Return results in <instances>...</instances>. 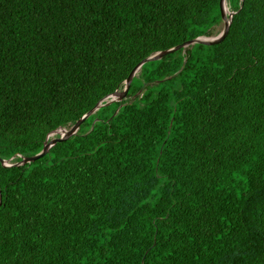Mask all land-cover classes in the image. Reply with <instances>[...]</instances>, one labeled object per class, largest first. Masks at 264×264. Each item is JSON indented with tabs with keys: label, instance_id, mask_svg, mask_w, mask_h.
<instances>
[{
	"label": "trees",
	"instance_id": "1",
	"mask_svg": "<svg viewBox=\"0 0 264 264\" xmlns=\"http://www.w3.org/2000/svg\"><path fill=\"white\" fill-rule=\"evenodd\" d=\"M219 1L0 0V159L210 36ZM226 4L221 42L0 164V264H264V0Z\"/></svg>",
	"mask_w": 264,
	"mask_h": 264
},
{
	"label": "water",
	"instance_id": "2",
	"mask_svg": "<svg viewBox=\"0 0 264 264\" xmlns=\"http://www.w3.org/2000/svg\"><path fill=\"white\" fill-rule=\"evenodd\" d=\"M219 7H220L221 20L223 22V29L217 36H214V37L200 36V37L194 38L192 40L186 41V42H184V43H182V44H180V45H178L176 47H173L171 49H168V50H165V51H161V52H157V53L151 55L150 57L142 60L130 72V74L128 75V78L124 82V87H123V89L121 91L116 90L112 94L108 95L107 97H105L104 99L99 101L92 110H90L84 116H82L70 128L60 127L58 129L52 131L51 133H49L46 136V138H45L42 150L38 154H36L34 156H30V157H23V158H21L20 162H16V163H10L11 160L15 159L16 156L12 157L10 160L0 159V164L2 166H4V167L21 166V165H25L27 163L33 162V161L43 157L45 154L48 153L49 149L52 146H54L57 142L64 141V140L68 139L70 136L74 135L78 131L81 123L85 119H87L90 115L94 114L100 107L106 106V105H108L110 103H113V102H120L123 99H125L133 77L135 76V74L137 72H139L141 67L146 62L159 60V59H161L162 57H164L165 55H167L169 53L178 51L180 49L187 48V47L192 46L194 44H203V45H208L209 46V45H214V44H217V43L221 42L224 39V37L226 36L227 32H228L233 12H228L226 0H220L219 1ZM61 130H63L62 133L60 132ZM53 135H54V137L49 139L50 136H53ZM0 204H1V193H0Z\"/></svg>",
	"mask_w": 264,
	"mask_h": 264
},
{
	"label": "rangeland",
	"instance_id": "3",
	"mask_svg": "<svg viewBox=\"0 0 264 264\" xmlns=\"http://www.w3.org/2000/svg\"><path fill=\"white\" fill-rule=\"evenodd\" d=\"M228 12H231L230 10H229V8H228ZM222 29H223V22H221L219 25H217L216 27H215V31L209 36V37H214V36H217L221 31H222ZM138 73V72H137ZM137 73L135 74V75H137ZM141 88H140V90L141 89H143V86H140ZM123 89V87L122 88H120L119 89V91H121ZM141 94V93H140ZM127 99V98H126ZM131 100L133 99V98H130ZM54 137V135L53 136H50V138L49 139H51V138H53Z\"/></svg>",
	"mask_w": 264,
	"mask_h": 264
},
{
	"label": "bare ground",
	"instance_id": "4",
	"mask_svg": "<svg viewBox=\"0 0 264 264\" xmlns=\"http://www.w3.org/2000/svg\"><path fill=\"white\" fill-rule=\"evenodd\" d=\"M228 8V7H227ZM61 133L63 132V130L60 131Z\"/></svg>",
	"mask_w": 264,
	"mask_h": 264
},
{
	"label": "clouds",
	"instance_id": "5",
	"mask_svg": "<svg viewBox=\"0 0 264 264\" xmlns=\"http://www.w3.org/2000/svg\"><path fill=\"white\" fill-rule=\"evenodd\" d=\"M207 37H209V36H207Z\"/></svg>",
	"mask_w": 264,
	"mask_h": 264
}]
</instances>
